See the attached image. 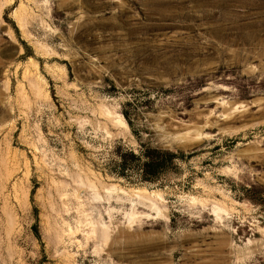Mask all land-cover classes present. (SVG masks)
Wrapping results in <instances>:
<instances>
[{"label":"rangeland","instance_id":"1","mask_svg":"<svg viewBox=\"0 0 264 264\" xmlns=\"http://www.w3.org/2000/svg\"><path fill=\"white\" fill-rule=\"evenodd\" d=\"M0 264H264V0H0Z\"/></svg>","mask_w":264,"mask_h":264},{"label":"trees","instance_id":"2","mask_svg":"<svg viewBox=\"0 0 264 264\" xmlns=\"http://www.w3.org/2000/svg\"><path fill=\"white\" fill-rule=\"evenodd\" d=\"M144 160L141 163L139 179L144 182H155L167 170L177 169L176 153L166 149L145 147L142 153Z\"/></svg>","mask_w":264,"mask_h":264},{"label":"bare ground","instance_id":"3","mask_svg":"<svg viewBox=\"0 0 264 264\" xmlns=\"http://www.w3.org/2000/svg\"><path fill=\"white\" fill-rule=\"evenodd\" d=\"M142 190V189H141ZM139 190H137V192H138ZM137 192H136V194H137ZM145 192V191H144ZM140 193V192H139ZM142 193V192H141ZM145 193H147V192H145ZM142 194H140V196H141ZM147 195V194H146ZM142 196H144V197H146L145 195H142ZM148 196V195H147ZM139 198V197H138ZM141 198V197H140ZM146 200H145V204H147L149 207H151V208H155L156 209V206H155V204L152 202H149V200H152V199H149L148 197H146L145 198ZM143 202V201H142ZM155 202V201H154Z\"/></svg>","mask_w":264,"mask_h":264}]
</instances>
